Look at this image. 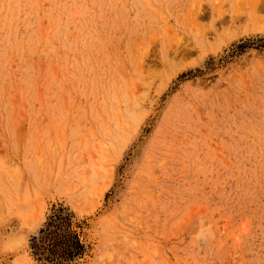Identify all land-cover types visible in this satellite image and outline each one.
Returning <instances> with one entry per match:
<instances>
[{
	"label": "rangeland",
	"instance_id": "obj_1",
	"mask_svg": "<svg viewBox=\"0 0 264 264\" xmlns=\"http://www.w3.org/2000/svg\"><path fill=\"white\" fill-rule=\"evenodd\" d=\"M0 264H264V0H0Z\"/></svg>",
	"mask_w": 264,
	"mask_h": 264
},
{
	"label": "bare ground",
	"instance_id": "obj_2",
	"mask_svg": "<svg viewBox=\"0 0 264 264\" xmlns=\"http://www.w3.org/2000/svg\"><path fill=\"white\" fill-rule=\"evenodd\" d=\"M168 27V26H167ZM136 94V93H135ZM133 112V111H132ZM120 114V113H119ZM125 117V116H124ZM124 119V118H123ZM120 120V119H119ZM127 120V119H126ZM124 121V123L126 122L125 120H123ZM122 124V123H121ZM83 137V136H82ZM111 151V150H110Z\"/></svg>",
	"mask_w": 264,
	"mask_h": 264
}]
</instances>
